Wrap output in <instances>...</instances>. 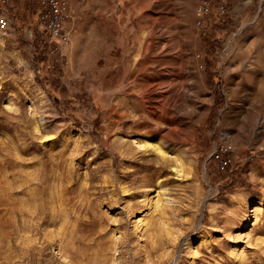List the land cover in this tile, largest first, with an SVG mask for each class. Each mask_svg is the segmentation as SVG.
<instances>
[{
    "label": "rangeland",
    "instance_id": "374dc122",
    "mask_svg": "<svg viewBox=\"0 0 264 264\" xmlns=\"http://www.w3.org/2000/svg\"><path fill=\"white\" fill-rule=\"evenodd\" d=\"M203 1L0 0V264H264V0Z\"/></svg>",
    "mask_w": 264,
    "mask_h": 264
},
{
    "label": "built area",
    "instance_id": "2783aa9c",
    "mask_svg": "<svg viewBox=\"0 0 264 264\" xmlns=\"http://www.w3.org/2000/svg\"><path fill=\"white\" fill-rule=\"evenodd\" d=\"M84 0H42L39 11L41 25L49 35L61 43L70 42V33L67 29L66 21L70 17L74 3ZM220 10L225 12L228 7V0H220ZM210 0H205L197 7L198 19L197 26L202 27L207 16L212 13ZM11 30V20L7 17L0 19V42L3 43L5 37ZM232 146L222 148L224 152L231 149Z\"/></svg>",
    "mask_w": 264,
    "mask_h": 264
},
{
    "label": "bare ground",
    "instance_id": "6f19581e",
    "mask_svg": "<svg viewBox=\"0 0 264 264\" xmlns=\"http://www.w3.org/2000/svg\"><path fill=\"white\" fill-rule=\"evenodd\" d=\"M163 19H165V18H163ZM175 45V44H174ZM169 68H171V69H173V67L172 66H170ZM168 69V68H167ZM176 69V68H175ZM167 80V79H166ZM162 82L163 81H161V82H159L158 84H162ZM167 82H169V83H167ZM166 83L168 84V85H166L165 87H164V89H166L165 91H162L161 93H159L158 94V96L159 97H161V99H158L157 100V107H153L154 109H153V112H155L156 114H157V112H158V108H160L161 107V105H162V103L164 102V101H166L167 99H168V94L170 93V94H173V92H174V89H175V86H176V83H174V80H169L168 79V81H167ZM169 109V108H168ZM169 120V119H168ZM169 130V129H168ZM181 129L180 128H177V129H173L172 130V132H179ZM166 134V133H165ZM161 147L163 146V145H160ZM159 146V147H160ZM156 147H158V146H156ZM136 148V147H135ZM160 149V152L162 153V158H164V159H166V152H164L163 150H161V148H159ZM169 158V157H168ZM169 160H170V158H169Z\"/></svg>",
    "mask_w": 264,
    "mask_h": 264
},
{
    "label": "crops",
    "instance_id": "0c3cea01",
    "mask_svg": "<svg viewBox=\"0 0 264 264\" xmlns=\"http://www.w3.org/2000/svg\"><path fill=\"white\" fill-rule=\"evenodd\" d=\"M232 1H235V0H232Z\"/></svg>",
    "mask_w": 264,
    "mask_h": 264
}]
</instances>
